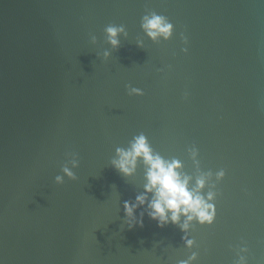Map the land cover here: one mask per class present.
Listing matches in <instances>:
<instances>
[{
	"label": "water",
	"instance_id": "water-1",
	"mask_svg": "<svg viewBox=\"0 0 264 264\" xmlns=\"http://www.w3.org/2000/svg\"><path fill=\"white\" fill-rule=\"evenodd\" d=\"M152 13L171 39L145 34ZM140 134L190 187L213 174L212 225L161 228L138 208L129 228L146 168L112 161ZM242 242L264 264V0H0V262L235 264Z\"/></svg>",
	"mask_w": 264,
	"mask_h": 264
},
{
	"label": "clouds",
	"instance_id": "clouds-1",
	"mask_svg": "<svg viewBox=\"0 0 264 264\" xmlns=\"http://www.w3.org/2000/svg\"><path fill=\"white\" fill-rule=\"evenodd\" d=\"M141 28L145 34L153 41L157 39L169 40L174 33V25L167 17L152 13L144 16ZM108 43L113 48H118L120 41L119 35L123 33V26L109 25L105 28ZM182 41L187 44V38L181 34ZM187 53L188 49H182ZM109 53L105 52V56ZM130 94L142 95L143 91L132 88ZM197 155V150H193V157ZM142 160L146 171L144 191L135 197V202L125 201L123 204L124 215L127 217L129 228L137 225L143 227L144 213L137 219L136 211L144 208L148 217L157 222L158 227L172 223L179 225L181 231L187 232L191 222L196 221L201 225H212L216 218V205L214 203L215 193L209 191L205 196L203 189L212 178V173L200 175L195 187H190L191 177L182 175L179 171L182 164L178 160H166L158 153H155L143 134L133 138L128 148H117L116 158L113 159V167L124 176H131L135 173L138 162ZM65 175L73 177L70 169H63ZM225 170L220 169L215 173L217 181L225 178ZM57 183H62L63 177L57 176ZM215 187V185H211ZM149 196L151 197L149 199ZM183 222H181V218ZM185 246L192 248L194 241L187 236L182 237ZM249 249L243 244L239 246L237 252L238 259L235 264H248ZM243 253V254H242ZM197 259V254L192 253L186 260H181L178 264H193ZM2 264V262H0Z\"/></svg>",
	"mask_w": 264,
	"mask_h": 264
}]
</instances>
